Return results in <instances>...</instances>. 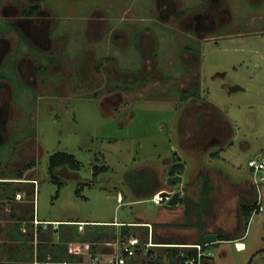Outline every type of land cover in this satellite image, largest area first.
I'll use <instances>...</instances> for the list:
<instances>
[{
	"label": "rangeland",
	"instance_id": "rangeland-1",
	"mask_svg": "<svg viewBox=\"0 0 264 264\" xmlns=\"http://www.w3.org/2000/svg\"><path fill=\"white\" fill-rule=\"evenodd\" d=\"M41 4L59 18L68 50H78L67 57L59 52L58 58L70 71L75 62L84 64L78 75L82 86L73 75L67 78L71 87L63 94L42 87L37 94L49 93L46 97L28 102L31 96L21 93L15 98L22 110L31 113L39 150L31 158L25 149L12 156L0 154V179L24 171L15 163L34 161L33 173L26 176L38 178L40 217L90 222L115 215L129 220L140 212L152 216L161 204L152 195H134L125 175L150 167L160 183L155 194L172 192L165 179L175 151L174 163L184 166L181 197L198 200L200 178L206 174L209 179L208 203L199 217L206 228L241 234L240 202L256 201L261 207L250 216L239 239L243 249H236L232 240L210 246L214 263L264 264V181L254 183L248 165L251 159L264 161V0H225L221 8L226 9L227 19L215 33L196 32L172 17L160 29L150 27L154 23L144 11L153 0H43ZM96 11L104 16H99L94 35L86 36L88 18H96ZM156 15L154 11L152 16ZM121 19L152 35L141 42L137 37L130 40L124 35L128 28L113 25ZM116 32L119 37H114ZM191 40L193 54L186 48ZM108 56L120 65V75L103 61ZM196 83L200 91L196 99H182L181 91ZM106 96L109 100L101 105L99 99ZM25 112L19 118L27 122ZM214 135L223 141L212 142ZM57 151L72 153L79 163L78 169L57 168L60 186L48 170L49 156ZM94 164L109 169L93 174ZM120 197L122 204L117 205ZM187 215L190 222L196 221L194 212Z\"/></svg>",
	"mask_w": 264,
	"mask_h": 264
},
{
	"label": "crops",
	"instance_id": "crops-1",
	"mask_svg": "<svg viewBox=\"0 0 264 264\" xmlns=\"http://www.w3.org/2000/svg\"><path fill=\"white\" fill-rule=\"evenodd\" d=\"M33 171L34 168L18 170L13 176L0 179V264H95L94 256L107 259L117 254L122 244L134 249L126 264H181L182 252L189 256L188 252L194 249L167 244L196 243L207 233L232 238L221 241H236L244 236L248 225L241 234H236V230L230 234L232 229L217 232L206 228L199 217L205 212L208 194L205 205L199 201L200 197L198 200L180 197L174 205L163 199L154 215L140 212V216L129 220L116 219L115 215L111 220L90 222L72 217H40L36 197L38 178L26 176ZM120 199L117 205L122 204L123 198ZM191 201L193 207L189 211ZM193 212L197 217L194 223L187 215ZM239 216L243 219L240 211ZM210 243L209 248L217 241ZM212 259L206 257L203 264H215Z\"/></svg>",
	"mask_w": 264,
	"mask_h": 264
},
{
	"label": "flooded vegetation",
	"instance_id": "flooded-vegetation-1",
	"mask_svg": "<svg viewBox=\"0 0 264 264\" xmlns=\"http://www.w3.org/2000/svg\"><path fill=\"white\" fill-rule=\"evenodd\" d=\"M2 1L0 0V154L12 156L25 149L26 157L31 158L34 156L35 150H39L34 138L33 118L30 112H25L20 108V102H16L15 98L21 93L27 94L26 98L30 95L31 98L28 102H31V99L46 97L49 93L63 94L67 87H71L68 85L67 78L73 75L77 78L78 85L82 86V79L79 78L82 72L79 70L82 66L84 68V64L80 65L75 62L70 71L62 61L63 59L58 58L61 53L67 57L78 53V50L74 52L68 50L65 40L66 33L61 28L59 18L51 9L41 4L43 0H27L26 3L20 0H8L1 4ZM65 1L69 3L72 0H60V2ZM206 1L197 0L195 5L191 4L190 6L186 4L187 0H153V4L145 8L144 14L147 15L146 17L150 16L149 19L154 23L150 27L158 28L159 26L160 29L169 21V17H172L175 22L180 21L182 24L191 26L196 32L215 33L227 19L226 9L221 8L225 0ZM154 11L158 12L155 17L152 16ZM100 13L96 11L94 12V15H97L96 18L95 16L88 18L86 36L87 33L89 36L94 35L93 28L97 25L98 19L104 16L103 13ZM124 21L125 19H121L118 24L113 25H117L120 29L128 28L129 36L128 34L124 35L130 40H132L131 37H137L136 40L141 42V39L144 40L146 36L152 35V31L147 32L140 25ZM119 36L120 34L116 32L114 37ZM193 42L191 40L188 44ZM78 49L82 50L80 47ZM187 51L192 54L194 52L192 49ZM109 57L103 61H107L105 64H110L114 72L120 75L117 69L119 64L112 59L114 57ZM113 83L115 87H118L119 79H115ZM127 86L129 85L125 84V87ZM42 87L51 88L50 92L46 95L44 93L37 94L42 90ZM106 100H109L107 96L99 99L101 105H105ZM24 112L27 122L22 120L23 116L19 118ZM14 125L16 129H13ZM223 133V131L220 132L221 135ZM211 141L220 142L223 139L214 135ZM22 144L23 146H20ZM15 165L23 166L24 170L35 167L34 161H29L26 164L17 162ZM177 173L172 169V175ZM169 185L173 188V184Z\"/></svg>",
	"mask_w": 264,
	"mask_h": 264
},
{
	"label": "trees",
	"instance_id": "trees-1",
	"mask_svg": "<svg viewBox=\"0 0 264 264\" xmlns=\"http://www.w3.org/2000/svg\"><path fill=\"white\" fill-rule=\"evenodd\" d=\"M188 49L194 50V47L192 44L186 45ZM195 52V51H194ZM191 90L189 89H183L181 91L182 99H186L188 97H192L195 99L198 95L199 91V85L196 83ZM60 166H66L70 169H78L79 163L76 160L75 156L72 153L65 152V151H57L55 153H52L49 156V162H48V170L50 172V176L53 180H55L58 185H61V181L58 179V177L55 175V171L57 167ZM28 167V166H26ZM109 167L106 165H93V174L102 173L108 171ZM173 170L177 171L178 173H182L184 170V166L181 163H175L173 164ZM20 174V172H19ZM125 180L131 190L137 195V196H153L155 192L158 190L160 183L157 179L154 171L150 167H144L140 170H134L130 171L125 175ZM201 181V187H200V199L199 201L205 205L207 192H208V182L209 179L207 175H203L202 178H200ZM79 192V189H76V193ZM165 200V199H164ZM259 203L256 201H253L252 203L247 202H240L239 204V211L240 214L243 217V227L245 228L250 216L253 215V213L259 212ZM216 241H221L223 239H232L231 237H228L225 234H216ZM200 243L204 242V238H202L199 241ZM190 255H194L195 251L192 250L188 252Z\"/></svg>",
	"mask_w": 264,
	"mask_h": 264
},
{
	"label": "built area",
	"instance_id": "built-area-1",
	"mask_svg": "<svg viewBox=\"0 0 264 264\" xmlns=\"http://www.w3.org/2000/svg\"><path fill=\"white\" fill-rule=\"evenodd\" d=\"M248 165L251 171L255 174L253 176L254 183H259L260 181H264V173H261L262 171H264V161L251 159L248 161ZM159 192L152 196V199L156 203L165 199L159 195ZM260 209L261 207H259V210ZM35 223H38V222L35 221ZM79 227H81V224H79ZM209 244L211 243L204 241L203 243L196 242V243L184 244V245L172 243V244H167V245L183 246V247L192 248L195 250V254L189 255V256L187 255L186 252H182V256L184 258L181 264H203V259H205L206 257L212 256L211 249L208 246ZM235 245H236V249L240 250L244 248V243L239 240L235 241ZM133 254H134V249L132 247L122 244L117 254L111 255L107 259H102L98 255H96L93 257L92 261L95 264H126L127 259L131 257Z\"/></svg>",
	"mask_w": 264,
	"mask_h": 264
},
{
	"label": "water",
	"instance_id": "water-1",
	"mask_svg": "<svg viewBox=\"0 0 264 264\" xmlns=\"http://www.w3.org/2000/svg\"><path fill=\"white\" fill-rule=\"evenodd\" d=\"M175 151L172 152L171 163L169 164L167 171H166V179L165 182L167 184H173V191L169 192L166 190L160 191L159 195L166 199L168 205H174L178 203L179 197L181 196L180 187H181V174H171L173 169V163L175 160ZM205 242H214L216 241V236L213 233H207L204 235Z\"/></svg>",
	"mask_w": 264,
	"mask_h": 264
}]
</instances>
